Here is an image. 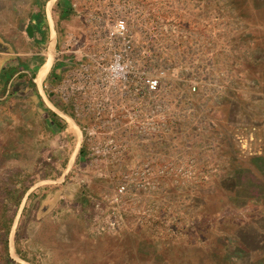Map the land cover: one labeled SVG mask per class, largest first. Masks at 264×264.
<instances>
[{"label": "rangeland", "instance_id": "374dc122", "mask_svg": "<svg viewBox=\"0 0 264 264\" xmlns=\"http://www.w3.org/2000/svg\"><path fill=\"white\" fill-rule=\"evenodd\" d=\"M263 172L264 0H0V264H264Z\"/></svg>", "mask_w": 264, "mask_h": 264}, {"label": "trees", "instance_id": "16d2710c", "mask_svg": "<svg viewBox=\"0 0 264 264\" xmlns=\"http://www.w3.org/2000/svg\"><path fill=\"white\" fill-rule=\"evenodd\" d=\"M82 152H83V150H81V153ZM263 174H264V172H263ZM260 183L262 185H264V181H260ZM260 222L261 221H259V223ZM258 225H259L258 223H248V224L240 223V224H236L235 229H237V230L235 232L238 233L239 229H244V228H248V229L255 230V231L256 230L260 231L261 229L258 227ZM258 238H260V239H258V240L256 239L254 241V244L253 243L249 244L248 242L244 241V239H242V237L236 235L235 238H233V240L230 241L228 246H231V248L237 250L238 252H243L241 250L244 248V249H246V251H244V253H246L247 255L250 256L252 253H254V252L258 251V250L260 251V250L264 249V240H263L264 239V235H263V233L259 234ZM5 244H6V248H5L6 257L11 261V258H10V255H9V248H8V244H9L8 238H6ZM230 255L231 256H229V257H233V258L235 257L234 261L236 259H238V261H241L245 257V254H239V256H236V254L235 255L230 254ZM223 257L226 260V256L224 255ZM228 262H230V261H228Z\"/></svg>", "mask_w": 264, "mask_h": 264}, {"label": "crops", "instance_id": "0c3cea01", "mask_svg": "<svg viewBox=\"0 0 264 264\" xmlns=\"http://www.w3.org/2000/svg\"><path fill=\"white\" fill-rule=\"evenodd\" d=\"M45 64H47V68H46V72H45V75H46V73H47V71H48V68H49V64H50V62L48 61L47 63H45ZM44 64V65H45ZM43 65V66H44ZM45 75H44V77H45ZM44 77H43V79H44ZM52 102V101H51ZM52 104H53V106H57V104H55V103H53L52 102ZM58 108V107H57ZM50 110H51V108H49ZM59 110L58 111H54V110H51L52 112H53V116L56 118L57 117V119L58 120H60V121H62V124H63V126H64V128H65V125L68 123V122H66V120H65V118H68V119H73L74 120V117L72 116V115H70V114H68L67 112H66V109L64 108V107H60V108H58ZM60 113H62V115L60 114ZM80 131V130H79ZM79 131H77V133L75 134V137H76V139L78 140V143H79V140H80V132ZM81 136H83L82 135V133H81ZM76 151H78V154H80L81 153V147L79 146V147H77V149H76ZM75 154H77V153H75ZM76 157H77V155H76Z\"/></svg>", "mask_w": 264, "mask_h": 264}, {"label": "built area", "instance_id": "2783aa9c", "mask_svg": "<svg viewBox=\"0 0 264 264\" xmlns=\"http://www.w3.org/2000/svg\"><path fill=\"white\" fill-rule=\"evenodd\" d=\"M122 27L124 28L125 25H122ZM149 87L154 91V90H157L158 88V82L155 80H150L149 81ZM122 191V189H120Z\"/></svg>", "mask_w": 264, "mask_h": 264}, {"label": "bare ground", "instance_id": "6f19581e", "mask_svg": "<svg viewBox=\"0 0 264 264\" xmlns=\"http://www.w3.org/2000/svg\"><path fill=\"white\" fill-rule=\"evenodd\" d=\"M46 68H47V64H45L42 69H41V73L39 75V78H38V82H42L43 80V77L45 75V72H46Z\"/></svg>", "mask_w": 264, "mask_h": 264}, {"label": "water", "instance_id": "95a60500", "mask_svg": "<svg viewBox=\"0 0 264 264\" xmlns=\"http://www.w3.org/2000/svg\"><path fill=\"white\" fill-rule=\"evenodd\" d=\"M28 32H29V34H30V36H31V29H29Z\"/></svg>", "mask_w": 264, "mask_h": 264}]
</instances>
